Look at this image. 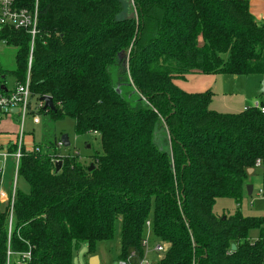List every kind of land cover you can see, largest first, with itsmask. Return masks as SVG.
Returning a JSON list of instances; mask_svg holds the SVG:
<instances>
[{
	"label": "trees",
	"instance_id": "16d2710c",
	"mask_svg": "<svg viewBox=\"0 0 264 264\" xmlns=\"http://www.w3.org/2000/svg\"><path fill=\"white\" fill-rule=\"evenodd\" d=\"M38 9L30 91L36 102L50 96L54 110L36 113L72 119L76 135L99 136L100 150L61 154L54 135L23 154L28 191L15 189L10 231V200L0 201V264L8 251L9 264L26 251L28 264H73L82 245L89 257L113 238L117 219L119 262L144 257L149 221L166 248L148 264H264V215L213 210L217 198L239 204L256 159L264 192V113L213 111L210 89L173 82L192 72L264 77V23L249 0H39ZM0 38L15 48L1 75L23 82L29 35L4 28ZM112 66L135 104L116 90Z\"/></svg>",
	"mask_w": 264,
	"mask_h": 264
},
{
	"label": "rangeland",
	"instance_id": "374dc122",
	"mask_svg": "<svg viewBox=\"0 0 264 264\" xmlns=\"http://www.w3.org/2000/svg\"><path fill=\"white\" fill-rule=\"evenodd\" d=\"M2 50V52H1ZM0 50V57L2 65L7 69L10 70L14 67L15 60V48L10 47H2ZM115 66L110 68V73L115 83L116 90L125 98L127 102L130 104H135L139 100V95L135 92V90L127 85L123 84L119 81L118 78L114 75ZM225 77V76H220ZM239 79L237 80L236 84L232 87V89H228L226 92H223L224 87H220L219 96L217 99L221 100V103L226 106L228 103L232 101L234 97L233 95L238 94V88H242V90L254 95L256 90L251 88L252 82L257 79V75H239ZM6 81L8 83V87H11L14 78L13 75L7 71L6 72ZM229 78V77H228ZM232 84V83H231ZM245 88V89H244ZM213 92H215L210 89ZM228 93V96H223ZM232 93V94H231ZM223 94V95H222ZM232 95V96H230ZM32 107H35L36 99L32 98L31 100ZM240 104L231 107V111L227 113H238L240 110ZM41 121L39 123H33L32 117L27 115L23 126L26 132L25 139L27 143L35 144L39 147V143L42 142L43 139L53 140L54 135H62L66 134L68 136V140L70 145L67 147L61 146L60 153L67 154V153H75L79 154L81 158L86 159L87 155L93 154L95 151L100 150V141L99 136L95 134H85L82 136L76 135L74 131L73 121L69 118H64L60 121H50L47 117L39 116ZM10 129L15 128L14 123H10ZM63 132V133H62ZM62 133V134H61ZM29 138V139H28ZM89 145V147H88ZM88 160V159H87ZM1 163V162H0ZM2 164V163H1ZM5 171L0 177V193L1 195H5V193H9V189L11 191L13 176H12V161L10 158H7L4 161ZM261 168H255L254 173L249 174L248 176V185H251V193L247 194V191L242 195V199L240 200L239 204L232 199V198H217L215 204L213 206V210L216 214H233L237 210H239L245 216H262L264 215V192L261 186ZM15 189H18L22 192L28 191L27 183L21 178L17 177L16 179V186ZM5 191V192H4ZM120 228L121 223L120 220L117 219L115 221V232L114 236L111 240L101 241L97 243L95 255L99 259V264H118V257L120 256ZM143 236L148 238L149 241V248H152L156 244H164L152 241L151 239V231L150 227L146 226ZM259 236L258 229H252L249 232V238L256 239ZM86 246L82 245L81 249L77 252L74 257L73 264H88V256L85 255ZM164 252H155L149 251L147 254V259L149 261H154L159 259ZM133 264V263H129Z\"/></svg>",
	"mask_w": 264,
	"mask_h": 264
},
{
	"label": "built area",
	"instance_id": "2783aa9c",
	"mask_svg": "<svg viewBox=\"0 0 264 264\" xmlns=\"http://www.w3.org/2000/svg\"><path fill=\"white\" fill-rule=\"evenodd\" d=\"M39 0H0V32L4 28H12L15 30H23L30 37L29 54L27 59V71L23 82H13L11 87H8L6 78L1 75L2 62L0 57V123L5 119H10L15 122L17 129L15 132V139L9 144H0V177L5 171L4 161L10 158L12 161V176L13 182L10 195V213L8 217V231L11 228L12 220V203L15 194L16 179L18 176V167L21 157L25 152L37 151L38 147L35 144H28L24 130V120L27 115L32 117L33 123H39L40 117L36 113L41 107L43 102L37 101L35 107H32V96L30 91V68L32 61V52L34 46V39L38 32V19H39ZM2 47H10L6 40L0 38V50ZM2 52V50H1ZM253 108L260 110L264 113V104L259 100H255L252 104ZM59 145H62L59 142ZM261 160L256 159L254 163L255 168L261 167ZM1 196V193H0ZM149 221L146 226H149ZM150 227V226H149ZM141 245L144 248V257L138 262H130L133 264H148L147 254L149 251L164 252L165 244H156L149 248V241L147 237H143ZM11 252H7V263L9 264V256ZM17 264H28L31 258L30 251L16 253ZM135 257L134 252L131 253L129 258Z\"/></svg>",
	"mask_w": 264,
	"mask_h": 264
},
{
	"label": "crops",
	"instance_id": "0c3cea01",
	"mask_svg": "<svg viewBox=\"0 0 264 264\" xmlns=\"http://www.w3.org/2000/svg\"><path fill=\"white\" fill-rule=\"evenodd\" d=\"M249 10L251 14L257 21L264 23V0H249ZM225 76V77H220ZM239 75H222V74H202V73H188L183 76H178L173 79V82L183 91L189 93H199L203 92L207 89H212L215 94L212 96L211 101L209 103V108L213 111L219 113H227L231 111V107L240 104L239 109L237 111H242L246 107L252 106L255 100H259L262 102V98L259 97L256 92L260 87V82L263 77L259 76L255 79L252 84L251 88L256 90L254 95L248 93L245 89L241 91L243 88H238V94L230 95L234 97L230 103L226 106L221 103V100L217 99L219 96L220 87L223 88V92H226L229 88L236 84L237 80L239 79ZM229 77V78H228ZM232 83V84H231ZM232 94V93H231ZM223 95V94H222ZM223 96H228L226 93ZM14 123V121L10 119H5L0 123V144H9L15 139V132L17 129V125L15 124V128L10 129L8 128L10 123ZM29 139V138H28ZM254 173V169H249L248 174ZM5 192V191H4ZM9 192L11 193L10 189ZM11 195V194H10ZM9 193H5V195L0 196V201L2 203L8 202L10 200Z\"/></svg>",
	"mask_w": 264,
	"mask_h": 264
},
{
	"label": "water",
	"instance_id": "95a60500",
	"mask_svg": "<svg viewBox=\"0 0 264 264\" xmlns=\"http://www.w3.org/2000/svg\"><path fill=\"white\" fill-rule=\"evenodd\" d=\"M256 94L262 98V103L264 104V77L262 78L261 82H260V87L259 89L257 90ZM39 101L43 102V109H51V110H54V105H53V101H52V98L48 95H43L39 98ZM60 142L62 144V146L64 147H67L70 145V142L68 140V136L66 134H62L60 136ZM89 147V145H88ZM60 165H61V162L60 161H57L56 162V167H55V170H59L60 168ZM93 168V165H90L89 168H88V171H91ZM251 185H247L246 186V191H247V194H250L251 193ZM224 218V216H223ZM231 249L234 250L235 249V246L234 244L231 245ZM88 264H99V259L96 255H93V256H90L88 258ZM118 264H127L125 262H118Z\"/></svg>",
	"mask_w": 264,
	"mask_h": 264
}]
</instances>
